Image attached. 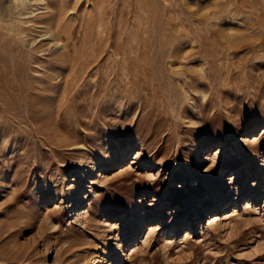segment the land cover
Listing matches in <instances>:
<instances>
[{"label": "rangeland", "instance_id": "obj_1", "mask_svg": "<svg viewBox=\"0 0 264 264\" xmlns=\"http://www.w3.org/2000/svg\"><path fill=\"white\" fill-rule=\"evenodd\" d=\"M252 4L0 0V264H264Z\"/></svg>", "mask_w": 264, "mask_h": 264}, {"label": "bare ground", "instance_id": "obj_2", "mask_svg": "<svg viewBox=\"0 0 264 264\" xmlns=\"http://www.w3.org/2000/svg\"><path fill=\"white\" fill-rule=\"evenodd\" d=\"M31 1V0H30ZM33 1H36V0H33ZM250 1V0H249ZM255 0H253V4L251 5L252 7L251 8H253L255 11H260V10H257L256 9V7H257V0L254 2ZM38 2V1H37ZM260 2V1H259ZM258 2V3H259ZM20 3V2H19ZM26 3H28V1H26ZM250 3V2H249ZM251 3H252V1H251ZM22 4V3H21ZM19 5V4H18ZM101 5V4H100ZM246 5H249L248 3L246 4ZM26 5H25V2H23V4H22V7H25ZM241 6V5H240ZM260 6H262V5H260ZM258 8H259V6H258ZM240 9H241V7L239 8L238 6L235 8V10H234V12H236V13H238V12H240ZM20 10V9H19ZM246 10V9H245ZM248 10H250V9H248ZM253 10V11H254ZM252 11V10H251ZM252 11V12H253ZM255 11H254V13H255ZM263 11V10H262ZM262 11H260V12H262ZM22 12V11H21ZM243 12V11H242ZM241 12V13H242ZM240 14V13H239ZM244 14H245V12H244ZM262 14H263V12H262ZM22 16H24L23 14H21ZM248 15V14H247ZM250 15V14H249ZM258 15V12H256V16ZM252 16V15H251ZM263 16V15H262ZM258 17H260V16H258ZM21 18V17H20ZM247 18H249L248 16H247ZM263 18H264V16H263ZM248 20V19H247ZM6 22V21H5ZM62 22V21H61ZM100 23V22H99ZM14 24V23H13ZM27 24H28V22H27ZM54 24V23H53ZM262 24V23H261ZM7 25V24H6ZM35 25V24H34ZM105 25V24H104ZM182 25H183V23H182ZM249 25V24H248ZM98 26V25H97ZM184 26H185V24H184ZM155 27V26H154ZM57 30V29H56ZM55 30V31H56ZM62 30V29H61ZM21 31V30H20ZM8 32V31H7ZM19 32V31H18ZM62 34V33H61ZM156 38V37H155ZM165 41V40H164ZM60 43H55L54 45L55 46H58ZM61 57V56H60ZM65 57H66V55H65ZM70 60V59H69ZM126 60V59H125ZM135 60V59H134ZM133 63V62H132ZM80 64V63H79ZM85 64V63H84ZM70 65H71V63H70ZM82 65V64H81ZM74 66V65H73ZM83 66V65H82ZM81 66V67H82ZM75 67V66H74ZM80 67V68H81ZM69 68V67H68ZM77 68V67H76ZM122 68V67H121ZM82 69H83V67H82ZM131 69V68H130ZM148 70V69H147ZM79 71V70H78ZM144 71V70H143ZM75 72V71H74ZM80 72V71H79ZM105 72H106V70H105ZM127 72V71H126ZM115 74V73H114ZM128 74V73H127ZM121 77V76H120ZM131 77V76H130ZM131 80H132V78H131ZM117 86V85H116ZM99 87V86H98ZM128 87V86H127ZM102 88V87H101ZM128 92V91H127ZM60 99H62V98H60ZM219 165V164H218ZM224 192V191H223ZM218 193V192H217ZM223 195V194H222ZM218 196H219V194H218ZM218 203V202H217ZM221 203V202H220ZM216 205V204H215ZM217 206V205H216ZM215 206V207H216ZM219 208V207H218ZM218 210V209H217ZM196 212H197V215H195V216H201L202 215V213H200V211H199V208L198 209H196ZM191 216V215H190ZM192 219V218H191ZM195 221H196V219H195ZM216 221V220H215ZM191 222V221H190ZM189 223H187V225H188ZM190 225V224H189ZM190 227V226H189ZM190 231V230H189ZM122 255V254H121ZM109 258V259H108ZM107 258V260L106 261H104L102 264H115V260L113 259V258H110V257H108Z\"/></svg>", "mask_w": 264, "mask_h": 264}]
</instances>
